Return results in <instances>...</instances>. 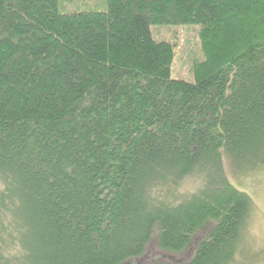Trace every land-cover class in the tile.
Returning <instances> with one entry per match:
<instances>
[{"label": "trees", "instance_id": "1", "mask_svg": "<svg viewBox=\"0 0 264 264\" xmlns=\"http://www.w3.org/2000/svg\"><path fill=\"white\" fill-rule=\"evenodd\" d=\"M263 167L264 0H0V264H258Z\"/></svg>", "mask_w": 264, "mask_h": 264}, {"label": "rangeland", "instance_id": "2", "mask_svg": "<svg viewBox=\"0 0 264 264\" xmlns=\"http://www.w3.org/2000/svg\"><path fill=\"white\" fill-rule=\"evenodd\" d=\"M106 0H60V11L65 14L82 11L104 12ZM153 38L174 46L171 77L174 80L195 82L193 65L204 60L201 52L199 26H153ZM233 186L250 197L254 209L249 223V235L254 250L264 264V167L253 175L234 179Z\"/></svg>", "mask_w": 264, "mask_h": 264}]
</instances>
